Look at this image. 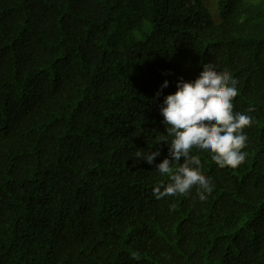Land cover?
I'll use <instances>...</instances> for the list:
<instances>
[{
  "label": "trees",
  "instance_id": "obj_1",
  "mask_svg": "<svg viewBox=\"0 0 264 264\" xmlns=\"http://www.w3.org/2000/svg\"><path fill=\"white\" fill-rule=\"evenodd\" d=\"M207 63L246 160L193 148L212 193L158 200L160 108ZM0 264H264V0H0Z\"/></svg>",
  "mask_w": 264,
  "mask_h": 264
},
{
  "label": "clouds",
  "instance_id": "obj_2",
  "mask_svg": "<svg viewBox=\"0 0 264 264\" xmlns=\"http://www.w3.org/2000/svg\"><path fill=\"white\" fill-rule=\"evenodd\" d=\"M237 81L227 71L218 72L213 63L203 65V71L193 82L182 78L177 91L164 98L160 114L166 125L167 135L160 137V143L168 145V157L156 165V171L168 175L170 182L153 189L159 200L166 196L187 195L197 186L201 201L213 191L209 179L201 174L199 157L190 155L193 148L210 151L212 160L220 167L238 168L246 160L247 136L244 129L252 124V117L234 113L233 100L237 97ZM168 82L161 85L167 88ZM161 92H157L159 97ZM247 111L251 112L250 107ZM168 137H172L170 146ZM159 149L147 152L137 151V160L153 164L160 156ZM183 157V163H180ZM178 165V166H177Z\"/></svg>",
  "mask_w": 264,
  "mask_h": 264
},
{
  "label": "rangeland",
  "instance_id": "obj_3",
  "mask_svg": "<svg viewBox=\"0 0 264 264\" xmlns=\"http://www.w3.org/2000/svg\"><path fill=\"white\" fill-rule=\"evenodd\" d=\"M209 1L206 3L209 11H210V14H211V17L214 21H218V9H216L215 11H212L211 8L209 7L208 5Z\"/></svg>",
  "mask_w": 264,
  "mask_h": 264
}]
</instances>
